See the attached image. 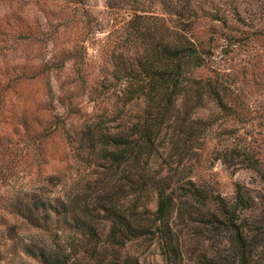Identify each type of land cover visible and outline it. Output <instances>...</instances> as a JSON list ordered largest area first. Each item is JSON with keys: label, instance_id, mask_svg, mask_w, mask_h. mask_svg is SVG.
Listing matches in <instances>:
<instances>
[{"label": "rangeland", "instance_id": "374dc122", "mask_svg": "<svg viewBox=\"0 0 264 264\" xmlns=\"http://www.w3.org/2000/svg\"><path fill=\"white\" fill-rule=\"evenodd\" d=\"M192 1L199 19L188 29L209 56L200 70L187 67L185 81L211 80L219 98L179 96L158 134L149 177L165 179L176 199L171 224L181 250L168 261L152 236L111 247L106 210L157 208L154 186L138 196L114 146L149 107L141 72L166 70L179 40L175 0H0V223L16 236L0 264H43L50 241L31 226L39 221L20 217L26 194L71 211L69 264H238L219 214L237 203L238 223L254 220L264 264V176L250 168V152L264 160V34L250 30V0ZM210 8L219 20L210 21ZM140 11L164 20L147 24L143 37L127 27ZM258 38L262 50L252 44ZM155 99L154 113L169 102Z\"/></svg>", "mask_w": 264, "mask_h": 264}, {"label": "trees", "instance_id": "16d2710c", "mask_svg": "<svg viewBox=\"0 0 264 264\" xmlns=\"http://www.w3.org/2000/svg\"><path fill=\"white\" fill-rule=\"evenodd\" d=\"M177 1L180 0H175L173 5L178 7L175 15L179 20L177 24L180 27L173 28L177 30L176 32L180 36L179 40L172 43L168 49L167 68L166 70L158 68L157 71L141 72L142 78H144L138 81L139 96L148 102L149 107L143 115L137 118L133 127L126 128L121 133L117 146H114L118 149L116 155L120 159L119 165L123 167L125 173L130 174L128 178L132 182V186L139 188L136 191L138 196L149 187L154 186L157 196V208L155 211H151L148 206L139 207L134 205L131 208H123L122 211L106 210L110 223L108 242L111 247L125 248L129 242L152 236L164 242L162 250L168 261L178 259L181 250L175 240L171 224L173 215L177 210L176 199L172 193H169L168 187L162 185L165 179L154 182L149 177L148 167L153 157V151L157 147L158 134L164 129L166 123L171 122L168 116L171 110L176 108L175 103L179 96L189 95L195 91H205L207 95L219 98L218 88L211 80L201 79L196 83L185 81L187 67L192 65L195 70H200L204 66L209 53H205L201 43L193 35H190L192 29H188L194 25L196 19H199L196 8L193 7V1L187 0L184 5L177 3ZM210 11V21L219 20L218 15H212L213 12L216 13L215 10L210 8ZM240 12V9L236 10L237 15ZM162 21L164 20L158 16H150L146 11H140V13H135L134 17L128 21L127 27L132 31H139V34L143 32L141 34L143 37L146 35L145 30L150 28L147 24L157 26ZM250 30H253L256 35L261 36L264 34V0H250ZM260 43L261 39L258 38L254 39L252 44L256 49L262 50L263 47L260 46ZM39 71L40 74H34V78L38 79L46 72L43 67ZM10 86L11 84L7 83L2 86V90L6 91L10 89ZM132 86L134 87V83H132ZM160 94L168 96L169 102L166 105L160 103L156 109L157 112L154 113L152 111L153 103ZM183 122L185 124V121ZM39 136L44 135L41 133ZM110 146L113 148L112 144ZM144 157L146 161L144 166H141ZM130 167L135 169V173H130ZM250 168L264 176V160L261 153L256 152V150L253 153L250 152ZM22 202L21 208L24 207V209L19 210L20 217L25 220L24 214H29L30 218L26 220L41 223L39 225L30 223L31 226L48 234L50 242L40 254L43 258V264H69L73 259L71 253L73 244L69 241L70 237L67 236L69 231L65 226H70L68 216L71 211H68L66 206L60 210L49 200L34 194L31 196L26 194ZM219 214L225 218V221H220V223L230 234V240L234 247L233 251L235 252L234 259L238 264H261L255 255V252L261 248V241L258 233L255 234L254 232V220L250 217V227L238 223V203L236 205L223 204L219 209ZM78 232H74L72 236L77 238ZM15 237L14 234L9 232L8 225L0 223L1 263H4L8 252L12 251L11 243L15 240ZM126 263V260L120 259L111 264Z\"/></svg>", "mask_w": 264, "mask_h": 264}]
</instances>
